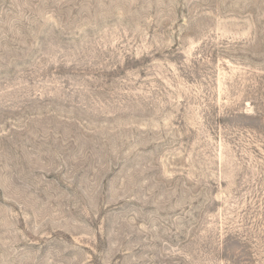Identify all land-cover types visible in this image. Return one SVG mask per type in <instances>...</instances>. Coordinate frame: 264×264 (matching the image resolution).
<instances>
[{
	"label": "rangeland",
	"instance_id": "1",
	"mask_svg": "<svg viewBox=\"0 0 264 264\" xmlns=\"http://www.w3.org/2000/svg\"><path fill=\"white\" fill-rule=\"evenodd\" d=\"M0 264H264V0H0Z\"/></svg>",
	"mask_w": 264,
	"mask_h": 264
}]
</instances>
